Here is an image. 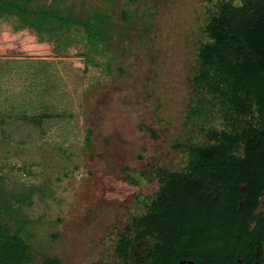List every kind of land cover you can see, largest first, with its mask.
Returning a JSON list of instances; mask_svg holds the SVG:
<instances>
[{"label":"rangeland","instance_id":"1","mask_svg":"<svg viewBox=\"0 0 264 264\" xmlns=\"http://www.w3.org/2000/svg\"><path fill=\"white\" fill-rule=\"evenodd\" d=\"M216 1L63 0L70 14L106 23L99 41L16 30L14 16L0 15V104L12 107L0 125L27 144L0 140V219L21 229L36 264L111 260L115 231L160 186L157 169H180L197 127L185 113L205 96L197 46ZM32 74L48 88L40 125L22 117Z\"/></svg>","mask_w":264,"mask_h":264},{"label":"trees","instance_id":"2","mask_svg":"<svg viewBox=\"0 0 264 264\" xmlns=\"http://www.w3.org/2000/svg\"><path fill=\"white\" fill-rule=\"evenodd\" d=\"M63 0H0V15L14 16L19 22L16 30L30 28L37 33L46 32L51 37H62L69 31L85 33L89 40H100L104 36L105 22L80 18L66 11ZM205 26L209 40L201 43L198 49L199 69L194 76L196 84L226 83L229 92L214 91L216 98L222 99L233 107L264 102V0H217L215 9L210 11ZM88 48L91 44L88 43ZM80 56L88 55V50ZM90 55V53H89ZM19 73L15 77H19ZM47 82L43 77L32 74L24 91L29 102L22 106V117L26 124L40 125L44 109V95ZM11 106H1L0 115L7 114ZM246 109V111H247ZM244 135L241 133V137ZM0 140L4 143L27 145L23 140H11L0 125ZM219 149L218 146H214ZM208 147H191L206 150ZM202 153V151H201ZM219 155V154H216ZM196 167V168H194ZM189 171L174 172L157 169L160 186L152 203V212L146 217V229L166 233L174 238L177 247L180 239L196 230L206 232L216 224L224 222L218 204L212 202L186 203L181 197L187 195L191 183L222 182L218 172L209 171L207 165L199 164ZM225 172V171H224ZM9 191L8 186H5ZM194 188V186H193ZM139 218L134 217L126 229H139ZM211 232V231H210ZM20 228L14 227L12 220L0 219V264H36L30 245L21 235ZM57 258L44 256L43 264H58Z\"/></svg>","mask_w":264,"mask_h":264},{"label":"flooded vegetation","instance_id":"3","mask_svg":"<svg viewBox=\"0 0 264 264\" xmlns=\"http://www.w3.org/2000/svg\"><path fill=\"white\" fill-rule=\"evenodd\" d=\"M204 34L202 43L209 40ZM200 87L205 96L195 98L185 113L184 124L189 125L187 120L194 117V127L202 137L198 139L195 130L183 139L184 162L173 171H189L202 163L209 171L220 172L222 182L207 186L204 182L191 183L181 199L186 203L217 202L224 222L218 231L211 228V232L196 230V234L183 235L182 246L177 247L175 239L166 233L146 229L152 203L159 200L157 185L151 196L138 198L139 229L116 230L111 260L104 264H264V102L252 103L248 109L244 105L242 110L212 93L229 92L230 85L203 83ZM192 146L208 148L191 153ZM177 147L179 143H175Z\"/></svg>","mask_w":264,"mask_h":264}]
</instances>
